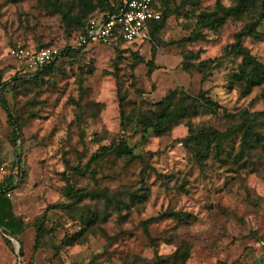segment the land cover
Instances as JSON below:
<instances>
[{
	"label": "rangeland",
	"instance_id": "rangeland-1",
	"mask_svg": "<svg viewBox=\"0 0 264 264\" xmlns=\"http://www.w3.org/2000/svg\"><path fill=\"white\" fill-rule=\"evenodd\" d=\"M234 1L160 0L167 18L149 42L88 46L36 79L17 80L35 71L11 50L63 49L79 25L64 31L60 15L37 0H0V99L9 111L0 103V184L19 159L20 180L9 199L25 224L18 240L0 229V264H264V153H241L237 135L219 140L218 157L215 133L202 141L201 156L185 141L189 128L224 132L243 109L264 110V85L240 96L232 83L240 59H219L248 17L196 30L202 12ZM258 32L263 37L244 38L242 45L264 65V21ZM192 34L197 39L185 43ZM208 60L216 61L198 67ZM170 93L173 109L199 94L219 109L199 107L160 134L143 133ZM121 142L134 159L112 151L90 166L92 175L70 171ZM65 177L74 190L100 196L72 203L64 196ZM54 204L70 207L46 213ZM44 214L37 238L35 224ZM152 218L145 233L143 223Z\"/></svg>",
	"mask_w": 264,
	"mask_h": 264
},
{
	"label": "trees",
	"instance_id": "trees-1",
	"mask_svg": "<svg viewBox=\"0 0 264 264\" xmlns=\"http://www.w3.org/2000/svg\"><path fill=\"white\" fill-rule=\"evenodd\" d=\"M38 3L45 6L47 10H53L58 13L61 17L62 23L64 24V31H68L72 26L79 25V29L75 34L84 31L88 21L92 17H106L108 15L116 14L122 7L124 0H118L115 6H110L109 4L103 5L99 3V0L95 5H93V0H69L63 6L58 0H37ZM154 8L160 13V19L156 22L150 24L149 33L150 37L155 36V34L161 30L167 18V15L160 6V0H153ZM160 2V3H159ZM163 5V4H162ZM65 7V9H64ZM99 9L101 12L96 16H90L93 12ZM105 10V11H104ZM104 11V12H103ZM75 12V14H72ZM73 15V16H72ZM249 21L242 27V29L236 34L235 41L231 45L227 46L223 50V54L219 59L225 58H239L241 63L236 73L233 74L232 83L236 84V88L240 96H248L253 89L259 88L264 85V65L259 62L250 52L242 45L244 38L260 39L263 37L262 34L258 32V27L264 21V0H235L231 6L224 7L221 5H216L211 11L202 12L198 16V21L196 23V30H210L215 31L224 25L225 21L228 19L239 20L247 18ZM82 18H87L84 24H80ZM74 34V35H75ZM197 34H192L186 38L185 43H191L197 39ZM118 44H123L119 41ZM117 44V45H118ZM49 47L36 48V50ZM85 46L79 48H72L70 46L64 47L60 51V55L50 64L44 66L41 69L36 70L33 74L19 75L16 77L17 80H23L25 78L36 79L42 72L51 68L59 58L63 56L70 57L76 51H81ZM154 51L152 52V59L147 63L148 72L152 73L154 70L153 58ZM216 60L203 61L198 64V67H205L207 64L214 63ZM184 69L190 67L189 64H185ZM264 98V94H263ZM173 93H170L164 99H162L157 105L159 109L153 114V117L143 125L142 132H146L151 129L154 133L160 134L164 131L168 124L176 123L178 120L188 118L195 114L197 108H206L212 111L219 109L218 104L211 102L209 98L204 97V95L199 94L196 97L190 98L183 107L172 108L173 106ZM0 103L6 113L9 114L5 101L1 98ZM240 121L227 128L224 132H218L212 128L207 129H193L189 128L188 136L185 138L186 143L192 142L195 146L193 147L196 156H201L202 149L200 145L202 141H210V137H214L218 142L216 145V157L219 156V140L229 139L232 135H237L239 138V151L246 155L253 154L255 152L264 153V110L249 112L247 109H243L240 112ZM13 142L15 143L18 139L17 135L13 136ZM218 140H217V139ZM208 143L206 144V149L208 148ZM115 151L118 154L127 155L129 158L134 159L133 151L130 149L125 142L118 143L117 145L112 144L110 146H105L97 149L89 158L87 163L83 168L71 167L70 171L78 176L92 175L93 170H90V166L96 163L100 159L104 158L108 153ZM249 154H248V153ZM207 155V154H205ZM20 180V168L19 159L16 160L12 167V175L7 176L0 184V229L3 233L13 240H18L19 236L23 233L25 229V224L19 216H16L12 210V203L10 199L6 196L7 193L14 189ZM66 186L64 188V196L71 200L72 203H79L86 199H93L100 196L98 193L86 192V191H76L73 189L69 178H64ZM70 207L66 204H54L46 208V213L50 210H61ZM177 216H179L177 214ZM46 219V215H42L41 219L36 222V237L38 238L41 233V225L43 220ZM155 218L148 219L143 223L144 232L147 233L146 227L149 222L155 221ZM21 255V252H20ZM184 255V253L182 254ZM187 258V254L184 255Z\"/></svg>",
	"mask_w": 264,
	"mask_h": 264
},
{
	"label": "built area",
	"instance_id": "built-area-1",
	"mask_svg": "<svg viewBox=\"0 0 264 264\" xmlns=\"http://www.w3.org/2000/svg\"><path fill=\"white\" fill-rule=\"evenodd\" d=\"M160 19L153 0H124L121 9L106 17H92L83 32L75 34L68 45L72 48L93 45H141L149 42L150 24ZM62 49L49 47L39 50L15 48L10 56L23 63L28 70L36 71L53 62ZM4 169L0 167V171ZM10 196V191L6 195Z\"/></svg>",
	"mask_w": 264,
	"mask_h": 264
},
{
	"label": "water",
	"instance_id": "water-1",
	"mask_svg": "<svg viewBox=\"0 0 264 264\" xmlns=\"http://www.w3.org/2000/svg\"><path fill=\"white\" fill-rule=\"evenodd\" d=\"M17 244V243H16ZM18 245V244H17ZM19 249V246L17 247V250Z\"/></svg>",
	"mask_w": 264,
	"mask_h": 264
},
{
	"label": "crops",
	"instance_id": "crops-1",
	"mask_svg": "<svg viewBox=\"0 0 264 264\" xmlns=\"http://www.w3.org/2000/svg\"><path fill=\"white\" fill-rule=\"evenodd\" d=\"M15 242V241H14ZM16 243V242H15Z\"/></svg>",
	"mask_w": 264,
	"mask_h": 264
}]
</instances>
